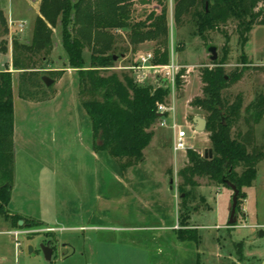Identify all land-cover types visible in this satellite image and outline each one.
<instances>
[{
	"label": "rangeland",
	"instance_id": "1",
	"mask_svg": "<svg viewBox=\"0 0 264 264\" xmlns=\"http://www.w3.org/2000/svg\"><path fill=\"white\" fill-rule=\"evenodd\" d=\"M167 2L170 63L174 61L183 71L181 86L167 81L164 69L153 57L139 67L143 65L140 56L154 52L156 42L144 41L133 51L128 32L116 31L119 50L126 53L112 70L127 72L149 84L166 80L171 91L166 107L173 109L155 121L152 142L144 150L145 160L136 166L121 171L116 159L93 149L91 119L79 101L78 71L69 65L60 26L53 28L54 50L44 69L54 73L55 81L49 86L52 97L43 101L21 98L15 73L14 177L8 208L43 224L20 228L1 211L0 264H264V235L260 234L264 230V159L258 164L253 185L243 187L247 196L239 199L234 225L229 222L232 189L207 176L197 177L199 184L183 202L178 174L188 163L189 148L202 156L212 148L210 133L197 131L193 122L194 116L205 115L191 105L194 98L203 96L204 67L221 61L228 79L238 73L226 94L231 101L238 95L243 97V113L247 105L264 95V25L251 30L244 47L236 21L202 37L190 18L178 25L175 0ZM40 3L0 0L8 22L7 29L0 23V70L14 71L13 39L31 40ZM133 9L134 20H144L161 10L157 0H137ZM212 46L217 59L211 57ZM90 53L85 47L88 61ZM173 121L188 131L190 147L186 151L172 148ZM239 123L247 129L244 122ZM255 139L264 147V117L255 126ZM185 190L190 191V186ZM50 226L54 230H48ZM182 227L193 228L196 239L180 240ZM17 229L24 230L17 239L19 246L11 233ZM55 237L72 247L60 251ZM42 243L55 247L51 260L45 258Z\"/></svg>",
	"mask_w": 264,
	"mask_h": 264
},
{
	"label": "trees",
	"instance_id": "2",
	"mask_svg": "<svg viewBox=\"0 0 264 264\" xmlns=\"http://www.w3.org/2000/svg\"><path fill=\"white\" fill-rule=\"evenodd\" d=\"M167 1L157 0L160 12L153 11L144 20H134L137 0H41L31 40L14 37V71L0 70V212H5L13 225L24 228L43 224L8 208L14 177L15 73H18L21 98L43 101L52 97L42 76L48 74L54 78L52 70L44 69L54 50L53 28L60 26L69 65L78 71V98L91 119L93 149L116 159L121 171L136 166L145 160L144 150L152 142L154 123L159 118L158 107L168 103L171 91L166 80L149 84L127 72L120 74L112 70L117 59L126 53L119 50L116 31L128 32L133 51L144 41L153 40L156 42L155 64L169 65ZM174 8L176 23L180 25L185 17L190 18L202 37L220 25L236 21L238 38L244 47L251 30L256 25H264V0H175ZM0 23L7 29L2 9ZM85 47L91 50L89 61L84 54ZM223 64L218 61L215 66L202 69L203 96L191 101L207 120L212 157L202 156L193 148L187 150L188 163L178 171L183 202L199 184L197 177L207 176L216 184H225L223 177L227 176L241 189L240 205L239 199L247 196L243 187L253 185L258 176V164L264 159V147L255 139V126L264 117V95L247 105L243 113V97L238 95L231 101L226 94L238 73L228 79ZM177 74L179 87L183 71ZM240 121L247 126L246 130L240 127ZM188 186L190 191L185 190ZM20 220H23L21 225ZM178 237L180 240L195 238L196 231L182 227Z\"/></svg>",
	"mask_w": 264,
	"mask_h": 264
},
{
	"label": "built area",
	"instance_id": "3",
	"mask_svg": "<svg viewBox=\"0 0 264 264\" xmlns=\"http://www.w3.org/2000/svg\"><path fill=\"white\" fill-rule=\"evenodd\" d=\"M20 30H23L24 24L20 23L19 24ZM153 57V52L152 53H147L145 55H141L140 59L143 62V65H140L139 67H144L145 63L148 62L149 60H151V58ZM160 66L164 69L166 75H167V81H169V79H171L173 81V83L176 82V77H177V72L179 71V66L176 65L174 63V61L172 63H169V65H157ZM159 110L162 113L165 112H170L171 109H173L172 107H166L165 104H161L159 105ZM166 116H162L159 118H165ZM157 118V119H159ZM161 124L163 125H168L165 121H162ZM171 127L174 129V138H173V145L172 148L175 152L178 151H186L189 147H190V143L187 140L188 137V131L184 128H182L181 125L177 124L176 121H173ZM48 230L52 231L54 230V227H48ZM11 233L13 234V237L16 240V245L19 246V242L17 241V239L19 238V235L24 233V230L22 229H17V230H13L11 231Z\"/></svg>",
	"mask_w": 264,
	"mask_h": 264
},
{
	"label": "water",
	"instance_id": "4",
	"mask_svg": "<svg viewBox=\"0 0 264 264\" xmlns=\"http://www.w3.org/2000/svg\"><path fill=\"white\" fill-rule=\"evenodd\" d=\"M210 51L212 52V59H217V53H216V47L212 46L210 47ZM117 58V57H115ZM228 78V76H227ZM42 80L44 81V83L46 84V86H50L54 81L55 79L52 78L51 76H49L48 74H44L42 76ZM164 116V113L160 112L158 114V117H162ZM193 122L195 124V128L197 131H204V129H206L207 127V120L206 118L203 116H200V115H196L193 117ZM205 156H210L212 157V148H209L205 151L204 153ZM173 182H174V178L171 179V186L170 188L172 189L173 187ZM223 182L230 188L234 191V194H233V197H232V207H231V214H230V218H229V222L231 225H234L236 223V220H237V207H238V198H239V194H240V191L241 189H239V187L233 183L227 176H224L223 177ZM20 225L23 224V220H20ZM260 234L261 235H264V230H260ZM42 248H43V252H44V255H45V258L47 260H51L52 259V255H53V251H54V248L50 245V244H44L42 243ZM30 250H32V246H30Z\"/></svg>",
	"mask_w": 264,
	"mask_h": 264
},
{
	"label": "crops",
	"instance_id": "5",
	"mask_svg": "<svg viewBox=\"0 0 264 264\" xmlns=\"http://www.w3.org/2000/svg\"><path fill=\"white\" fill-rule=\"evenodd\" d=\"M12 63V62H11ZM248 199V198H247ZM246 210H248L247 208L244 210V214L245 215H247V212H246ZM50 227H52V226H50ZM169 226L168 225H165V228H168ZM55 239L57 240V242L60 244V247H61V249L60 250H64L65 248H67V247H72V245H71V243H68V242H62L61 240H60V238H58V237H55ZM17 246V245H16ZM62 250V251H63ZM61 254H63V255H65V253L64 252H62ZM3 260H6V258H3Z\"/></svg>",
	"mask_w": 264,
	"mask_h": 264
},
{
	"label": "flooded vegetation",
	"instance_id": "6",
	"mask_svg": "<svg viewBox=\"0 0 264 264\" xmlns=\"http://www.w3.org/2000/svg\"><path fill=\"white\" fill-rule=\"evenodd\" d=\"M54 249H55V247L54 246H52ZM60 251H62V250H60Z\"/></svg>",
	"mask_w": 264,
	"mask_h": 264
}]
</instances>
